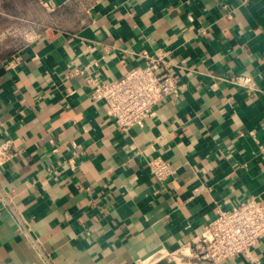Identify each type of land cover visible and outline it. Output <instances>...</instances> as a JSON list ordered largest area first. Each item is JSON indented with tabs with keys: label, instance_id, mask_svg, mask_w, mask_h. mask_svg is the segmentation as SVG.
<instances>
[{
	"label": "crops",
	"instance_id": "1",
	"mask_svg": "<svg viewBox=\"0 0 264 264\" xmlns=\"http://www.w3.org/2000/svg\"><path fill=\"white\" fill-rule=\"evenodd\" d=\"M38 1L46 23L0 57V264H192L217 205L264 206V0ZM157 50L181 88L118 130L87 78ZM252 255L211 264H264V236Z\"/></svg>",
	"mask_w": 264,
	"mask_h": 264
},
{
	"label": "built area",
	"instance_id": "2",
	"mask_svg": "<svg viewBox=\"0 0 264 264\" xmlns=\"http://www.w3.org/2000/svg\"><path fill=\"white\" fill-rule=\"evenodd\" d=\"M166 54L165 50L155 51L118 79L87 78L91 99L106 104L107 114L118 130H126L145 120L160 100L176 95L180 90L181 85L167 67ZM227 80L236 85L249 82L248 78L238 75L230 76ZM12 154L11 140L2 141L0 171ZM148 168L159 180L168 178L173 172L170 164L160 158L149 160ZM9 202L0 185V203L8 206ZM263 236L264 206L254 197L248 196L227 207L217 205L214 217L191 242L189 255L192 264H211L234 256L254 261L252 247ZM49 257L45 255L44 259L47 264H52Z\"/></svg>",
	"mask_w": 264,
	"mask_h": 264
},
{
	"label": "rangeland",
	"instance_id": "3",
	"mask_svg": "<svg viewBox=\"0 0 264 264\" xmlns=\"http://www.w3.org/2000/svg\"><path fill=\"white\" fill-rule=\"evenodd\" d=\"M46 12L45 7L37 2ZM0 56L15 51L24 40V34L27 31V25L45 24V18L28 19L24 17L7 16L0 12Z\"/></svg>",
	"mask_w": 264,
	"mask_h": 264
},
{
	"label": "trees",
	"instance_id": "4",
	"mask_svg": "<svg viewBox=\"0 0 264 264\" xmlns=\"http://www.w3.org/2000/svg\"><path fill=\"white\" fill-rule=\"evenodd\" d=\"M37 2L38 0H0V12L7 16L28 19H36L44 16L45 21H47L49 14Z\"/></svg>",
	"mask_w": 264,
	"mask_h": 264
}]
</instances>
